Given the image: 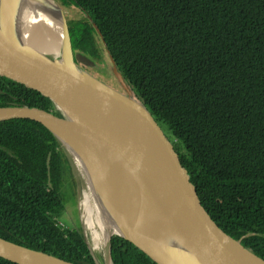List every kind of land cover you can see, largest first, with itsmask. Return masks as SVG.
<instances>
[{
    "label": "trees",
    "instance_id": "16d2710c",
    "mask_svg": "<svg viewBox=\"0 0 264 264\" xmlns=\"http://www.w3.org/2000/svg\"><path fill=\"white\" fill-rule=\"evenodd\" d=\"M56 1L83 12L68 21L75 51L112 55L175 140L214 220L264 259V0ZM0 89L1 106L52 109L30 91L1 81ZM67 164L41 123H0V237L96 264L81 228L60 224ZM112 257L114 264H156L119 236ZM0 264L15 263L0 257Z\"/></svg>",
    "mask_w": 264,
    "mask_h": 264
},
{
    "label": "water",
    "instance_id": "95a60500",
    "mask_svg": "<svg viewBox=\"0 0 264 264\" xmlns=\"http://www.w3.org/2000/svg\"><path fill=\"white\" fill-rule=\"evenodd\" d=\"M28 4L55 20L64 62L35 50L23 35L19 23ZM108 54L111 80L79 65L94 62L75 52L66 12L56 0H0V81L35 93L52 106L0 105V123L32 120L46 127L82 174L85 192L87 179L67 144L90 159L92 178L122 231L101 233L102 260L83 232L96 264H114V236L156 264H264L214 220L205 192L194 185L174 143ZM50 162L51 154L49 185ZM0 257L15 264H75L1 237Z\"/></svg>",
    "mask_w": 264,
    "mask_h": 264
},
{
    "label": "bare ground",
    "instance_id": "6f19581e",
    "mask_svg": "<svg viewBox=\"0 0 264 264\" xmlns=\"http://www.w3.org/2000/svg\"><path fill=\"white\" fill-rule=\"evenodd\" d=\"M22 20L19 23L24 36L28 38L32 47L46 54L54 61H65L61 34L55 20L45 15L38 6L29 5L23 7ZM81 172L87 179V190L84 194L83 205L85 207L84 219L86 224H97L100 233L106 235L110 232L122 233L115 217L112 216L104 192L98 188L94 181L95 167L90 159L71 144H67ZM92 176H95L92 178ZM91 177V178H90Z\"/></svg>",
    "mask_w": 264,
    "mask_h": 264
},
{
    "label": "rangeland",
    "instance_id": "374dc122",
    "mask_svg": "<svg viewBox=\"0 0 264 264\" xmlns=\"http://www.w3.org/2000/svg\"><path fill=\"white\" fill-rule=\"evenodd\" d=\"M63 9L66 12L68 21H70L71 23L73 21H77L83 14V12L79 8L73 6H64ZM105 62L108 68L110 69V60L108 58H105ZM96 75H99L102 78L103 74L98 73ZM105 77L106 79L111 80V77ZM163 129L167 136L170 138V140L174 143L175 140L171 137L168 130L165 127ZM63 189L65 192H67V194H63V196L65 197L66 211L62 215V223L68 228H75V226H77L81 228L83 232L85 231L89 237V241L93 249H95V252L97 254L98 252L101 254L103 252L102 234L100 233L97 224L94 226H89L86 224V221L84 219L85 207L83 205V199L85 194L84 181L82 174L79 172L70 157H68L66 182L64 184ZM203 192L206 193L205 190H203Z\"/></svg>",
    "mask_w": 264,
    "mask_h": 264
},
{
    "label": "flooded vegetation",
    "instance_id": "af4514ba",
    "mask_svg": "<svg viewBox=\"0 0 264 264\" xmlns=\"http://www.w3.org/2000/svg\"><path fill=\"white\" fill-rule=\"evenodd\" d=\"M75 52L79 53V54H81L83 56H86L87 58H89L91 61L94 62V66H91V67L79 64L80 66L83 67V69H85V70H87L89 72H97L99 74H103L104 76L111 77L112 73L108 72V66H107V64L105 62V58L106 57H103L102 60L105 62V63H103L102 60H101V57H98L96 55H93V54H90V53H81V52H77V51H75ZM64 189H63L62 193L66 195L67 192H65Z\"/></svg>",
    "mask_w": 264,
    "mask_h": 264
},
{
    "label": "built area",
    "instance_id": "2783aa9c",
    "mask_svg": "<svg viewBox=\"0 0 264 264\" xmlns=\"http://www.w3.org/2000/svg\"><path fill=\"white\" fill-rule=\"evenodd\" d=\"M61 225H64L63 223H60ZM65 226V225H64Z\"/></svg>",
    "mask_w": 264,
    "mask_h": 264
}]
</instances>
